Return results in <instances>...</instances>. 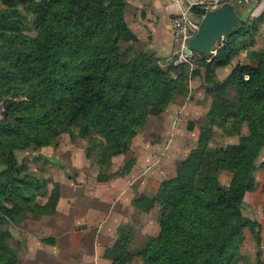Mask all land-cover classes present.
<instances>
[{
  "label": "trees",
  "instance_id": "16d2710c",
  "mask_svg": "<svg viewBox=\"0 0 264 264\" xmlns=\"http://www.w3.org/2000/svg\"><path fill=\"white\" fill-rule=\"evenodd\" d=\"M0 3V72L6 62L24 70L34 91L31 102L12 104L10 116L0 123V264H20L11 228L29 217L51 215L60 200V189L47 196L49 181L21 164L17 151L55 146L62 134L75 143L92 132L96 137L89 139L86 156L98 171V181L109 182L113 159L131 151L151 115L163 114L176 96L188 95L184 87L203 77L200 68L205 69V94L213 99L209 127L157 195L135 202L146 213L160 209V234L133 250L134 229L121 226L106 256L113 264H130L135 257L143 264H239L248 230L258 264H264L261 224L243 214L245 197L258 190L256 174L264 170V49L250 51L264 14L244 19L245 9L234 6L239 22L216 56L194 53L193 69L173 62L165 69L155 55L132 48L138 38L125 19L126 0ZM21 7L34 16L36 37L23 33ZM192 12L207 14L199 7ZM245 51L252 64H238L220 81L217 71ZM78 123L85 124L80 133L73 129ZM245 124L249 133L238 144L208 151L214 128L228 136L241 133ZM134 163L128 161L117 175H128ZM223 171L232 175L228 187L219 179ZM39 197H47L46 202Z\"/></svg>",
  "mask_w": 264,
  "mask_h": 264
},
{
  "label": "crops",
  "instance_id": "0c3cea01",
  "mask_svg": "<svg viewBox=\"0 0 264 264\" xmlns=\"http://www.w3.org/2000/svg\"><path fill=\"white\" fill-rule=\"evenodd\" d=\"M126 1L125 19L138 38L136 43L131 44L132 48L135 52H147L171 62L182 47L175 35L174 18L183 9H190L191 19L201 23L204 16L194 14L192 9L199 7L209 12L222 0H181L179 4L172 0ZM241 12H244V19L260 18L264 14V0H249L247 8ZM263 49L264 23L250 51ZM239 56L246 62L237 63L236 66L252 64L249 51L242 52ZM246 135H248L246 131L242 132L241 137ZM132 148L133 145L131 150ZM78 155L74 151L65 152L59 146L45 147L39 152L40 162L55 167V169H50L49 166L41 168L43 173L47 174L50 171L55 177L45 176L50 178L47 193L49 195L54 188H59L60 200L57 209L51 215L40 219L29 217L22 225L11 228L12 231L13 228L17 229L15 240L20 264H113L107 258L106 252L114 246L121 226L127 225L134 229V250L142 248L151 236L155 237L159 234L158 225L157 234L150 233V224H155V220L160 223L161 214L158 213L157 218L155 216L157 208L146 213L137 209L135 205L136 200L141 196L154 197L160 189V184L154 188L149 187L150 183L145 179L148 168L146 169L145 166L140 168L139 163H136L128 175L113 177L109 182H99L96 174L89 171L91 162L86 152L83 151V154ZM125 156L127 155L115 157L113 164L115 165L119 158ZM52 158H57L68 172L77 173L81 178H78L77 182L68 178L61 167L49 162ZM127 161L128 159L122 161L123 165ZM88 171L89 177L86 176ZM259 189H263V185H259ZM256 192L248 193L245 201L248 196ZM46 200L43 198L40 203L44 204ZM262 260L264 263V250ZM130 264H143V260L135 257Z\"/></svg>",
  "mask_w": 264,
  "mask_h": 264
},
{
  "label": "rangeland",
  "instance_id": "374dc122",
  "mask_svg": "<svg viewBox=\"0 0 264 264\" xmlns=\"http://www.w3.org/2000/svg\"><path fill=\"white\" fill-rule=\"evenodd\" d=\"M224 1H229L230 4L236 6L239 10L247 8L249 4H246L244 0H222L215 8L217 9L222 6V2ZM0 7L3 8L4 6L0 3ZM20 13L21 21L23 23V33L26 36L36 37L37 33L35 32L33 25L35 20L34 16L27 12L25 7L20 8ZM225 41L226 38L219 41L214 49L213 57L217 55L219 48L223 46ZM0 44L2 43L0 42ZM123 46L125 47L126 45L124 44ZM193 56L194 54L192 57H187L186 55L182 57V49L180 47L178 53L173 57L171 62L175 63V65L187 63L190 64L193 69L196 67L192 63ZM240 57L241 56L237 57L234 60V64L229 68L217 71V76L220 81H224L231 74L237 63L246 62L245 60L242 61ZM158 59L160 61L159 64L163 68L167 69L170 66L171 62L167 61L165 58ZM3 67L4 70L0 72V123H3L6 120V115L10 116V106L12 104L18 105L19 103L31 102L34 94L33 88L26 82L24 70L11 67L9 62H6ZM200 69L203 72L202 76L205 78V69ZM173 75L176 76L175 74ZM203 77L191 79L187 86L185 85L184 87L185 91H188V95L176 96L166 112L161 115H151L148 118L146 126L134 138L132 150L126 154L127 156L119 158L115 165L113 164L111 170L113 177H121L117 175V172L121 171L125 164L133 159L135 161L134 165L139 163L140 168H143V166H145L146 169L148 168V173L145 176V179L148 180L150 183L149 187L151 188L156 187L157 184H160L161 187L163 181L175 176L177 166L189 157L191 151L198 147L200 133L209 127L207 113L212 105L213 99L205 94V79H203ZM84 128L85 124L78 123L73 129L75 132L80 133ZM213 130V138L208 148L209 152H215L216 150L226 148L229 145L238 144L242 132L246 131L249 133V128L246 124L243 126L241 133L228 136H224L216 128ZM89 133V137L86 139H80L75 143L71 141L69 134H62L58 139V143L55 146H52V148L59 146L65 152L74 151L77 155L80 153L83 154V151H87L90 143L89 139L96 137L94 133L88 131V134ZM72 145L74 147H72ZM41 150L36 152L17 151L16 155L21 164H26L30 171L35 173L43 181L48 180L50 184V178H46L45 176L51 175L53 178L55 177L50 171H48L47 174L41 171L42 166H49L48 163H44L43 161L40 162L38 155ZM263 157L264 154L260 161L263 160ZM125 159H128V161L123 165L122 161H125ZM50 162L61 167L65 175L68 178L73 179L75 182H77L78 178H81V175L77 173L68 172L67 168L59 163L57 158L50 159ZM49 167L50 169H55L51 164ZM1 170L2 168L0 167V171ZM89 171H91L92 174H96L98 180V171L92 163ZM89 171L86 172L87 177H89ZM256 176L259 185H263L264 188V170H259ZM219 179L223 186L228 187L231 183L232 175L230 172L223 171L220 174ZM263 195V189H259L254 195L248 196L245 201L243 214L248 218L261 222L264 250V208L261 207L264 206ZM43 198L47 199V197H39L38 201L40 202ZM159 211V208L155 211L157 212L155 213L156 218L159 216ZM155 221V224H150L151 234H157V225L160 228V223H157V220ZM16 230L17 229L15 228H13V231L11 230L13 234L12 246L15 249H17L15 240V238L17 239ZM244 235L245 242L242 248L243 257L239 264H258L256 256L257 248L254 237L248 230L245 231ZM132 249L134 250L133 243Z\"/></svg>",
  "mask_w": 264,
  "mask_h": 264
},
{
  "label": "water",
  "instance_id": "95a60500",
  "mask_svg": "<svg viewBox=\"0 0 264 264\" xmlns=\"http://www.w3.org/2000/svg\"><path fill=\"white\" fill-rule=\"evenodd\" d=\"M239 19L234 5L230 3L207 12L202 19L199 31L189 40L184 54L187 57H192L194 53L211 57L219 41L230 34L237 26Z\"/></svg>",
  "mask_w": 264,
  "mask_h": 264
},
{
  "label": "built area",
  "instance_id": "2783aa9c",
  "mask_svg": "<svg viewBox=\"0 0 264 264\" xmlns=\"http://www.w3.org/2000/svg\"><path fill=\"white\" fill-rule=\"evenodd\" d=\"M179 4L181 0H172ZM247 4L249 0H244ZM216 9V8H215ZM190 9H183L173 20L175 35L182 44V57H184V50L188 47L189 40L195 36L200 29V24L193 21L189 15ZM249 77L246 76V79Z\"/></svg>",
  "mask_w": 264,
  "mask_h": 264
}]
</instances>
